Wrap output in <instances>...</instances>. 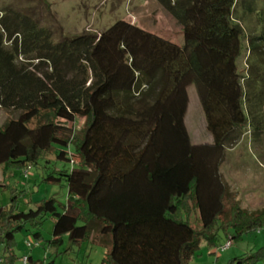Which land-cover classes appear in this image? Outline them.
Returning <instances> with one entry per match:
<instances>
[{"label": "trees", "instance_id": "1", "mask_svg": "<svg viewBox=\"0 0 264 264\" xmlns=\"http://www.w3.org/2000/svg\"><path fill=\"white\" fill-rule=\"evenodd\" d=\"M157 1L182 45L126 21L54 42L33 15L0 11V110L16 114L0 126V165L29 169L54 152L71 165L43 178L65 183L62 211L53 198L0 207V264H15V234L30 224L38 240L46 217L70 220V245L107 246L101 264H189L202 243L222 246L218 229L264 234V209H242L220 173L227 146L264 131V0ZM190 85L210 143L190 139ZM260 263L264 244L230 261Z\"/></svg>", "mask_w": 264, "mask_h": 264}, {"label": "rangeland", "instance_id": "2", "mask_svg": "<svg viewBox=\"0 0 264 264\" xmlns=\"http://www.w3.org/2000/svg\"><path fill=\"white\" fill-rule=\"evenodd\" d=\"M11 8L27 15H33L41 25L52 30L54 42L63 38H74L83 33L98 35L117 21H126L150 33L159 32L169 41L182 45L181 26L162 8L157 0H0V11ZM189 104L186 125L193 144L211 142L206 131L205 120L193 85L187 89ZM16 114L0 110V126ZM74 133L85 126L83 118H77L72 125ZM56 151L60 148L54 146ZM66 151L73 154V145ZM73 158V157H72ZM77 161L76 158H73ZM69 169L67 162L56 160L55 152L40 157L29 169L16 165H0V207L27 212L46 199H55L58 211L67 198V188L62 181L47 184L43 178L61 169ZM224 182L240 207L247 212L264 209V131L254 132L249 127L242 137L232 146H227L224 161L220 167ZM192 225L194 223L191 222ZM70 220L62 217L56 223L46 217L39 228L40 238L35 240V229L28 224L15 234L10 246L16 257L15 264L39 262L45 264H101L108 247L99 243L82 242L79 246L70 245L67 239ZM56 235L62 238V244L56 248L48 242ZM233 230L226 233L217 230L219 245H231L221 253L202 243L199 251L189 264H230L231 259L258 250L264 244L262 230H255L233 239ZM30 244V247L27 244ZM70 247V248H69ZM218 249V248H217ZM4 244H0V257L4 253ZM215 253V254H214ZM263 264V263H260Z\"/></svg>", "mask_w": 264, "mask_h": 264}, {"label": "built area", "instance_id": "3", "mask_svg": "<svg viewBox=\"0 0 264 264\" xmlns=\"http://www.w3.org/2000/svg\"><path fill=\"white\" fill-rule=\"evenodd\" d=\"M230 245H231V243H230V242H227V243L225 244V246H221V247H219L218 249H216V250H217L216 253H221L222 251H224L225 249H227ZM27 246L30 247V244L28 243ZM22 262H23V264H27V259L24 258V259L22 260Z\"/></svg>", "mask_w": 264, "mask_h": 264}, {"label": "crops", "instance_id": "4", "mask_svg": "<svg viewBox=\"0 0 264 264\" xmlns=\"http://www.w3.org/2000/svg\"><path fill=\"white\" fill-rule=\"evenodd\" d=\"M154 34H157V35H159V36H162V37H164V38H166L167 39V37L166 36H164V34H162V33H159V32H153ZM169 40V39H168ZM186 120V119H185ZM186 123V122H185ZM187 126V125H186ZM221 173V172H220Z\"/></svg>", "mask_w": 264, "mask_h": 264}]
</instances>
